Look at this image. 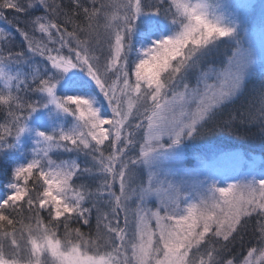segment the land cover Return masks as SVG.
<instances>
[{
	"label": "snow or ice",
	"instance_id": "6c2138e0",
	"mask_svg": "<svg viewBox=\"0 0 264 264\" xmlns=\"http://www.w3.org/2000/svg\"><path fill=\"white\" fill-rule=\"evenodd\" d=\"M247 7L0 0V264H264V161L185 152L238 127L264 143Z\"/></svg>",
	"mask_w": 264,
	"mask_h": 264
},
{
	"label": "trees",
	"instance_id": "16d2710c",
	"mask_svg": "<svg viewBox=\"0 0 264 264\" xmlns=\"http://www.w3.org/2000/svg\"><path fill=\"white\" fill-rule=\"evenodd\" d=\"M251 15L248 16L247 25L250 24L251 19L257 16V21H262L264 25V5H259V0H257L251 9ZM9 18H11V13H8ZM0 26H5L2 21H0ZM21 43L20 38L17 37L15 44L19 46ZM261 75H264V71L257 67L255 74L252 76L249 89L251 90L254 86H259V80ZM235 106L225 109L224 119H227L229 112L233 111ZM189 152L192 158L207 157V155L213 154L218 151L226 152H244L252 153L257 155V158L264 161V143H261L260 139V129L258 127H238L236 133L232 134L227 131L223 133H217L212 137H208L205 140L194 141L188 144ZM3 166L0 165V168ZM5 176L3 172H0V183L4 182ZM87 230V229H85Z\"/></svg>",
	"mask_w": 264,
	"mask_h": 264
},
{
	"label": "rangeland",
	"instance_id": "374dc122",
	"mask_svg": "<svg viewBox=\"0 0 264 264\" xmlns=\"http://www.w3.org/2000/svg\"><path fill=\"white\" fill-rule=\"evenodd\" d=\"M257 0H223L224 3L231 5H248L245 10L246 19L251 15V9L253 4ZM259 5H264V0H259ZM257 16H254L251 19L249 25H247L250 38L252 39L257 50L264 48V25H262V21L256 20ZM189 146L185 149L186 152V163L189 166L192 165H207L210 166L214 171L227 172L228 174L234 175L243 167L247 166L249 160L254 159L256 164L259 165L262 161L257 158V155H253L252 153H244V152H226V151H218L213 154L207 155V157H198L192 158L191 153L189 152ZM232 154L229 155H221ZM236 154H239L242 159L237 158Z\"/></svg>",
	"mask_w": 264,
	"mask_h": 264
}]
</instances>
